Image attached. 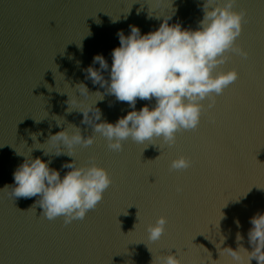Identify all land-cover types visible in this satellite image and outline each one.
Here are the masks:
<instances>
[{
  "label": "water",
  "instance_id": "obj_1",
  "mask_svg": "<svg viewBox=\"0 0 264 264\" xmlns=\"http://www.w3.org/2000/svg\"><path fill=\"white\" fill-rule=\"evenodd\" d=\"M203 3L0 0V264H159L169 252L182 264H232L222 250L219 258L221 236V247L242 245L251 251L250 218L264 212V0L234 5L245 10L236 44L249 55L226 53L228 60L218 70L236 68L238 78L215 96L211 107L208 99L202 101L194 130L178 131L172 145L162 138L144 143L128 138L122 150L113 151L106 138L94 133L91 146L76 147L78 164L95 162L112 178L102 200L83 219L67 224L62 216L50 220L36 203L38 196L15 197L10 188L14 170L25 159L16 151L27 154L26 148H33V158L51 160L50 167L63 176L68 169L62 165L73 157L45 155L33 145L68 123L84 137L93 131L91 124L82 123V112L66 111L68 95L57 85L63 91L67 82L78 97L79 83L91 93L100 91L101 120L115 123L132 109L87 77L84 69L94 55L103 54L110 66L111 52L120 43L118 31L128 34L129 26L137 25L147 33L163 20L156 15L174 10L170 24L195 29ZM86 99L94 102L95 97ZM154 103L138 98L135 107ZM54 116L64 122L58 125ZM40 132L33 140L31 134ZM179 155L190 159L188 168L170 167ZM161 215L167 218L165 231L152 242L147 226ZM237 233L243 237L239 242ZM242 260L249 264L243 250Z\"/></svg>",
  "mask_w": 264,
  "mask_h": 264
},
{
  "label": "clouds",
  "instance_id": "obj_2",
  "mask_svg": "<svg viewBox=\"0 0 264 264\" xmlns=\"http://www.w3.org/2000/svg\"><path fill=\"white\" fill-rule=\"evenodd\" d=\"M234 4L235 0H204L203 18L195 29L185 28L180 22L170 24L174 10L168 16L156 15L157 18L162 16L163 20L158 28L147 33L142 34L137 25H130L128 34L123 30L118 31L120 43L111 52V65L103 54L98 53L84 71L93 83L100 84L106 93L115 96L118 101L127 102L132 110L115 123L102 121L97 101L104 98L103 93H91L83 83H79L75 86L80 92L78 97L67 82L63 91L57 85L58 91L68 95L66 111L82 112V123L91 124L93 131L84 137L78 126L68 123L67 127L55 134L49 133L46 142L33 145L36 149H42L45 155L65 154L73 157L71 162L62 165L68 169L63 176L59 170L50 167L51 160L33 158V148H26L27 154L16 151L25 159L14 170V185L10 186L12 194L24 198L38 196L36 203L50 220L62 216L67 224L73 219H83L102 200L112 178L105 167L95 162L78 164L74 155L78 145L91 146L95 141L94 133L106 138L109 149L113 151L122 150L123 141L128 138L138 143L162 138L172 145L176 142L178 131L195 129L200 122L202 101L208 99L211 107L215 103V96L238 78L236 68L218 70L228 60L226 53H236L244 58L249 55L246 49L236 44L243 30L245 10L236 9ZM97 63L99 68L95 67ZM104 72L108 73L107 79ZM87 97H95L94 102H88ZM138 98L154 100L155 103L151 106L145 104L137 110L135 105ZM53 119L58 125L64 122L59 116ZM42 134L31 135L36 140ZM189 166L190 159L184 155L172 159L170 164L176 170ZM222 218L223 215L219 222ZM166 223V216L161 215L155 223L148 224V239L158 241ZM236 223L239 226L238 220ZM250 224L247 235L252 245L251 251L242 245L236 249L221 247L224 241L221 236L220 242L216 243L219 258L222 250L231 257L232 264H243V250L248 255L249 264L252 259L257 264H264V212L252 216ZM236 239L239 242L243 237L237 233ZM159 264H182V261L169 252L159 258Z\"/></svg>",
  "mask_w": 264,
  "mask_h": 264
},
{
  "label": "snow or ice",
  "instance_id": "obj_3",
  "mask_svg": "<svg viewBox=\"0 0 264 264\" xmlns=\"http://www.w3.org/2000/svg\"><path fill=\"white\" fill-rule=\"evenodd\" d=\"M239 4V0H235V4L234 5H238ZM194 130V129H191Z\"/></svg>",
  "mask_w": 264,
  "mask_h": 264
}]
</instances>
